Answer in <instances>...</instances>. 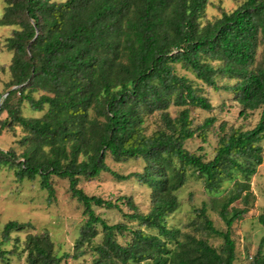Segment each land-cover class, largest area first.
Wrapping results in <instances>:
<instances>
[{
	"label": "trees",
	"instance_id": "1",
	"mask_svg": "<svg viewBox=\"0 0 264 264\" xmlns=\"http://www.w3.org/2000/svg\"><path fill=\"white\" fill-rule=\"evenodd\" d=\"M3 1L0 27L11 33L2 47L12 57L0 63L9 74L0 94V134L19 127L23 135L20 150L0 147V173L39 179L49 202L56 198L52 177L67 180L83 208L73 253L59 255L46 229L28 232L26 263L88 255V264H236L232 227L250 210L251 178L264 161V0L221 7L219 17L205 21L210 0ZM208 88L230 93L239 117L257 116L256 122L223 120L215 127L218 118L209 115L195 124L192 111L215 109ZM25 103L40 114L25 115ZM152 119L156 128L148 132ZM210 134H216L212 158L203 146H186L194 138L210 143ZM108 158L140 159L144 166L124 175ZM190 171L208 200L187 225L170 227ZM103 172L150 188L149 209L140 210L131 195L113 201L85 192L81 180ZM94 206L117 208L122 220L110 224ZM210 209L226 230L215 227ZM259 220L264 226V205ZM29 228L15 219L3 224L0 260L7 259L3 245L11 234ZM205 234L221 244L213 246ZM263 246L264 237L252 264H264Z\"/></svg>",
	"mask_w": 264,
	"mask_h": 264
},
{
	"label": "rangeland",
	"instance_id": "2",
	"mask_svg": "<svg viewBox=\"0 0 264 264\" xmlns=\"http://www.w3.org/2000/svg\"><path fill=\"white\" fill-rule=\"evenodd\" d=\"M244 0H210L203 21L219 17L221 12L219 8L226 11H232L237 8ZM4 1L0 0V16L3 12ZM11 27H0V63L8 64L12 54L2 47L5 38L10 35ZM9 80V74L0 72V94L3 92L5 83ZM221 81V80H220ZM225 81V80H224ZM206 94L215 105L212 112L195 109L192 111V117L195 118V124L202 122L205 117L215 115L218 124L225 120L229 125H238L251 127L256 122V117H249L247 120L239 117L238 107L230 103L231 94L225 91L216 92L213 89H207ZM225 102L226 107L221 110L220 106ZM176 107H171L173 116L177 114ZM25 115H39L32 111L27 103L24 104ZM151 132L156 128L157 122L152 119L148 122ZM23 135L21 128L16 131H3L0 134V147L7 149L14 147L20 150L18 140ZM216 134H210L209 142L203 144L199 138L191 139L186 146L190 150H196L203 146L202 153L206 158L214 156V147ZM264 146V142H263ZM110 167L120 174H128L134 171H142L144 163L140 159H130L128 161H116L112 158L107 159ZM52 183L56 189V198L54 201H48V191L40 187L39 179L34 181H18L14 170L3 169L0 173V229L8 220H18L20 222H30L33 228L23 232H13L9 242L3 245V249L9 251L5 261L0 260V264H27L26 253L22 252L23 241L28 232L39 233L48 230L54 243L56 252L59 255L73 253L75 241L80 233L83 221V208L75 199L70 196L68 191V181L56 176L52 177ZM80 185L85 192L90 195H98L105 199L117 200L123 195H131L140 210L147 211L151 205L150 188L140 184L135 179L118 180L107 172H103L95 179H82ZM251 189L253 196L250 199V210L243 218L234 223L232 227L233 237L236 241L237 260L236 264H252L254 256L258 251L262 237H264V226L260 223L259 217L263 212L264 205V161L258 167L257 173L251 178ZM181 205L179 209L167 219L170 227H183L187 225L192 210L201 207L204 201H207L202 181L198 176L189 172L186 184L179 191ZM121 203V202H119ZM122 208H127L122 204ZM96 213L100 214L108 223L113 224L122 220V216L117 208H106L94 206ZM209 217L213 220L216 228L226 230V224L219 214L213 210L208 211ZM19 237V242L14 241ZM208 242L218 247L222 240L214 235L205 234ZM101 239V235L98 238ZM264 247V246H263ZM252 256V259L250 258ZM89 256L81 257L77 260L69 257L65 258L61 264H88Z\"/></svg>",
	"mask_w": 264,
	"mask_h": 264
}]
</instances>
